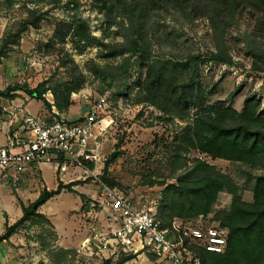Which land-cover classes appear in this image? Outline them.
<instances>
[{"label": "rangeland", "instance_id": "rangeland-1", "mask_svg": "<svg viewBox=\"0 0 264 264\" xmlns=\"http://www.w3.org/2000/svg\"><path fill=\"white\" fill-rule=\"evenodd\" d=\"M111 3L104 0H0V39L5 32L16 33L21 22L30 17L28 11L40 18L37 28L29 26L23 31L17 44L12 45L0 61V90L17 84L33 89L47 82V88L56 89L63 83L68 86L81 83L79 90L71 93L69 106L62 111L55 107L51 89L43 98L51 102L54 109L51 104L48 108L43 101L22 92L17 93L13 105L1 100L3 107L9 109L23 103L24 109L44 119L62 116L70 123H77L83 120L97 98L107 93L110 110L114 112L113 123L103 141L101 154L106 160L104 170L97 177L99 183L83 174L77 179L79 173L73 169L55 176L52 168L43 166L41 173L35 172L26 186L6 179V185L0 187V206L15 222L17 213L22 214L20 204L28 206L45 187L48 191L54 189L60 178L72 179L77 184L70 192L63 190L40 208L51 225L34 219L9 238L11 243L3 242L6 246H0V264H103L106 260L114 264L126 257L111 255V249L104 247L100 238H94L108 231L100 208L91 207L99 195L100 183L133 199L144 195L158 198L164 184L175 183V176L200 160L223 175L227 187L235 186L243 201H252L253 180L249 176L262 175V171L211 160L193 151L186 152L185 148L177 152L178 143L174 144V138L180 137L185 123L141 102L143 94L135 82L144 78L145 66L135 63L134 58L127 63V55L113 56L112 52L126 33L124 26L129 25V12L119 0ZM228 23L215 35L206 16L193 17L179 8L161 7L150 11L141 36L154 58L172 64L191 59L188 73L181 70L169 73L176 76L180 85L193 79L192 98L187 96L193 104L221 103L240 112L244 98L255 95L264 112V15L251 5L241 6ZM63 34L67 35L63 38ZM216 47L221 58L229 57L231 63L211 59L210 53ZM124 64H128L126 74L120 71ZM236 90H239L238 95L230 99V94ZM120 99L129 100L134 109L129 112L117 109ZM196 110L191 106L183 116L191 118ZM5 117L8 121L7 114ZM3 142L4 132L0 131V144ZM112 154L115 160L107 164ZM106 180L116 185L111 187ZM230 201V194L220 193L213 213L228 209ZM212 214L191 224L208 223ZM6 223H9L7 216L0 213V235ZM88 236L91 238L87 248L80 250ZM129 257L124 264H154L149 254Z\"/></svg>", "mask_w": 264, "mask_h": 264}, {"label": "trees", "instance_id": "trees-1", "mask_svg": "<svg viewBox=\"0 0 264 264\" xmlns=\"http://www.w3.org/2000/svg\"><path fill=\"white\" fill-rule=\"evenodd\" d=\"M128 10L129 25L124 29L122 41L113 49V56L127 55L130 59L145 67L142 80L135 82L136 87L143 94L141 102H145L163 114L176 117L185 123L180 137L174 138V144L185 148L186 152L193 151L199 156L211 160H222L238 163L249 168L262 171V175L249 176L253 180L252 201L245 202L238 194L235 186L227 187L225 178L216 172L207 162L195 160L191 168L174 177L175 183L164 184L158 203V218L163 228L176 220L181 224L193 223L198 218H205L213 213V206L218 195L227 192L231 195L229 208L212 214L208 223L203 226H215L225 231L226 245L223 253L208 252L197 246H189L192 254L200 264H264V112L261 111V102L255 95L244 98L240 112L233 108L224 107L221 103L203 106L201 103L193 104L187 96L194 90L193 79L178 84L176 76L169 72H189L192 61L187 59L179 64H172L162 58H154L146 49L141 30L150 11L161 7L179 8L193 17L206 16L215 35L221 27H226L228 19L234 16L241 6L251 5L258 13L264 15V0H119ZM112 4L113 0H104ZM29 16L21 22L16 33L5 32L0 39V61L6 57L12 45L17 44L20 35L29 26L37 28L40 18L34 12L28 11ZM71 29V28H69ZM68 31V30H67ZM67 34H63V38ZM211 59L224 64L231 63V58L222 59L219 48L210 53ZM195 63V62H194ZM172 64V65H171ZM171 65V66H170ZM100 72L102 68L97 66ZM128 64L120 67V71L127 73ZM173 68V70H172ZM104 70V69H103ZM47 82L38 84L29 89L25 85H13L0 90V117L4 115L1 100H14L18 92L28 97L43 101V95L51 88ZM81 83L68 86L63 83L51 89L54 95V104L57 110L62 111L70 104L71 93L79 90ZM239 90L230 94L235 98ZM189 98V97H188ZM194 106L197 108L193 117L183 116V113ZM187 117V118H186ZM110 156L107 164L113 162ZM180 171L181 168L178 167ZM106 182L114 187L116 184ZM76 182L57 183L55 190L44 188L37 199L28 206L20 204L21 217L11 225L5 224V230L0 235V244L7 242L25 223L40 219L49 225L51 223L45 215L39 212L41 206L63 190L69 191L76 186ZM86 209V206H83ZM131 257L126 256L114 264H124ZM103 264H111L106 260Z\"/></svg>", "mask_w": 264, "mask_h": 264}, {"label": "built area", "instance_id": "built-area-1", "mask_svg": "<svg viewBox=\"0 0 264 264\" xmlns=\"http://www.w3.org/2000/svg\"><path fill=\"white\" fill-rule=\"evenodd\" d=\"M8 101L13 105L14 100ZM109 103L107 93L100 95L77 123H70L62 116L44 119L24 109L23 103L9 107L10 110L3 107L8 131L5 144L0 146V172L17 182L32 165L46 164L55 176L73 169L79 173L77 179L83 174L99 183L97 177L104 170L106 160L101 154L103 141L113 123L114 112ZM117 109L129 112L134 106L129 100L120 99ZM99 190L91 207L100 208L108 231L94 238H100L103 246L111 249V255L149 254L154 264H200L189 246L224 252L225 231L215 226L181 224L174 220L163 228L158 218L160 197L144 195L133 199L101 183ZM90 238L81 243L80 250L87 248Z\"/></svg>", "mask_w": 264, "mask_h": 264}, {"label": "crops", "instance_id": "crops-1", "mask_svg": "<svg viewBox=\"0 0 264 264\" xmlns=\"http://www.w3.org/2000/svg\"><path fill=\"white\" fill-rule=\"evenodd\" d=\"M2 104V103H1ZM1 107L3 108V106L1 105ZM0 131L1 132H4V142H3V144H0V146H3L4 144H5V141H6V133H7V131H8V126H7V121H6V117H5V114L3 115V116H1L0 117ZM43 166H48V165H46V164H41V165H32L30 168H28L23 174H21L20 176H19V180L17 181V182H14L13 180H11L10 178H6V173H1L0 172V187H4L5 185H6V179H9L12 183H16V184H18V183H21L22 185H24V186H26L27 184H28V182H30L31 183V180L33 179V177H34V174H35V172H39V173H41V170H42V168H43ZM49 167V166H48ZM50 168V167H49ZM41 180L43 181V179H42V176H41ZM57 180V179H56ZM58 181H60L62 184H67V183H70V182H72L71 181V179H68V180H65L64 178H60ZM56 187H57V184H56ZM56 187L54 188V189H52V190H55L56 189ZM43 188V186H41V189ZM46 188V187H45ZM47 189V188H46ZM52 190H50V191H52ZM42 207V206H41ZM40 207V208H41ZM40 210L41 209H39V212H40ZM0 213L1 214H4L5 216H7V218H8V224L9 225H11L12 223H14L13 222V220L12 219H10V217H9V215L7 214V212H6V209L5 208H2L1 206H0ZM18 214V216L16 217L17 219H16V221L21 217V215L22 214H20L19 212L17 213ZM16 214V215H17ZM43 215H47V214H43ZM3 220V218H1V221ZM2 223V222H1ZM83 227H84V225H83ZM86 229L87 228H85L84 229V231H86ZM56 233L59 235V232H58V230H57V228H56ZM60 236V235H59ZM9 242L11 243L12 241L11 240H9ZM5 243V242H4ZM2 245V247L3 246H6V245H4L3 243H1L0 244V246Z\"/></svg>", "mask_w": 264, "mask_h": 264}, {"label": "water", "instance_id": "water-1", "mask_svg": "<svg viewBox=\"0 0 264 264\" xmlns=\"http://www.w3.org/2000/svg\"><path fill=\"white\" fill-rule=\"evenodd\" d=\"M111 156L114 157V154H112Z\"/></svg>", "mask_w": 264, "mask_h": 264}]
</instances>
